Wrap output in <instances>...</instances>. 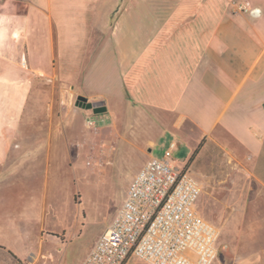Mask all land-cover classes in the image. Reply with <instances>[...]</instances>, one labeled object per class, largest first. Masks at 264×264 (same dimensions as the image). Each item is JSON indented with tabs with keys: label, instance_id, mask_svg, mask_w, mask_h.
<instances>
[{
	"label": "crops",
	"instance_id": "obj_1",
	"mask_svg": "<svg viewBox=\"0 0 264 264\" xmlns=\"http://www.w3.org/2000/svg\"><path fill=\"white\" fill-rule=\"evenodd\" d=\"M122 2L8 0L4 6L22 12L23 56L31 73H57L79 95L104 102L106 114L112 110L111 98L119 99L122 116L110 113L109 126L119 131L114 140L132 108L153 119L159 129L175 128L193 144L181 166L193 170L189 161L201 145L202 170L209 178L210 156L223 151L236 162L240 176L249 179V194L230 201L232 215L245 217L248 209L249 216L256 215L257 196L252 199L250 190L264 191V0H153L152 19L145 16L143 3L131 7ZM236 2L248 3L250 11L236 12ZM28 132L25 143H20L23 133L18 138L16 128L0 134V166L11 152L44 151L48 163L53 152L64 148L50 144L47 137L32 140L43 135ZM154 146L149 142L140 149L148 159L131 181L156 158L150 155ZM45 200L44 193L38 236L31 244L33 221L24 215L7 222L5 229L7 218L0 210V247L15 261L31 263L45 247L61 242L51 233H67L65 227H46ZM200 209L207 219L201 201ZM17 230L26 234V242L12 235Z\"/></svg>",
	"mask_w": 264,
	"mask_h": 264
},
{
	"label": "rangeland",
	"instance_id": "obj_2",
	"mask_svg": "<svg viewBox=\"0 0 264 264\" xmlns=\"http://www.w3.org/2000/svg\"><path fill=\"white\" fill-rule=\"evenodd\" d=\"M7 2L0 3V134L16 128L18 138L23 133L20 143H25L24 134L37 131L43 137L30 139L47 137L50 144L64 148L53 152L48 163L44 151L36 153V149L7 154L0 166V210L7 218L2 227L9 229L7 222L25 215L33 221L31 244L38 236L45 193L46 227L67 228V233L61 230L51 235L61 242L66 235L68 239L64 244L45 247L31 263L27 259L15 261L0 247V264H82L127 197L131 177L148 159L140 149L153 142L150 155L161 158L176 142L172 157L182 163L189 159L193 144L175 128L171 132L159 129L153 119L139 115L131 107L122 121L121 135L114 140L119 131L109 126L113 122L110 113L122 116L121 101L111 98L109 114L95 115L93 110L76 106L81 95L72 84L62 82L57 73H31L23 62L22 12H10L11 7L4 6ZM138 2L144 4L145 16L152 19L153 0H123L122 4L133 7ZM123 11L124 8L114 15V21ZM89 116L97 120L93 129L85 124ZM197 157L189 165L193 168L191 174L203 186L201 207L221 231L220 253L214 264H264V191L255 192L253 187L250 190L252 199L257 196L256 215L249 216V209L245 217L232 215L230 201L240 193L249 194L248 177L240 176L236 162L221 151L210 156L208 178L203 173L207 170H202L205 158L199 154ZM12 235L26 242L21 230Z\"/></svg>",
	"mask_w": 264,
	"mask_h": 264
},
{
	"label": "built area",
	"instance_id": "obj_3",
	"mask_svg": "<svg viewBox=\"0 0 264 264\" xmlns=\"http://www.w3.org/2000/svg\"><path fill=\"white\" fill-rule=\"evenodd\" d=\"M234 9L250 11L241 2ZM85 124L93 129L97 120L89 116ZM174 147L135 175L115 218L82 264H214L221 231L201 213L203 186L190 167L172 157Z\"/></svg>",
	"mask_w": 264,
	"mask_h": 264
},
{
	"label": "water",
	"instance_id": "obj_4",
	"mask_svg": "<svg viewBox=\"0 0 264 264\" xmlns=\"http://www.w3.org/2000/svg\"><path fill=\"white\" fill-rule=\"evenodd\" d=\"M252 14H255L254 11ZM76 106L79 108L93 110L95 115H100L107 112V107L105 106L104 102L90 103L88 102V98L84 96H78Z\"/></svg>",
	"mask_w": 264,
	"mask_h": 264
},
{
	"label": "trees",
	"instance_id": "obj_5",
	"mask_svg": "<svg viewBox=\"0 0 264 264\" xmlns=\"http://www.w3.org/2000/svg\"><path fill=\"white\" fill-rule=\"evenodd\" d=\"M200 149L201 145L194 151L193 155L190 158V163H192L196 159L197 155L200 153Z\"/></svg>",
	"mask_w": 264,
	"mask_h": 264
}]
</instances>
